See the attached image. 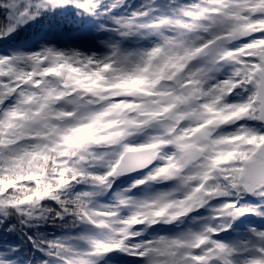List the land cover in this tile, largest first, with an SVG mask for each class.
I'll return each mask as SVG.
<instances>
[{
	"label": "snow or ice",
	"instance_id": "6c2138e0",
	"mask_svg": "<svg viewBox=\"0 0 264 264\" xmlns=\"http://www.w3.org/2000/svg\"><path fill=\"white\" fill-rule=\"evenodd\" d=\"M0 264H264V0H0Z\"/></svg>",
	"mask_w": 264,
	"mask_h": 264
}]
</instances>
